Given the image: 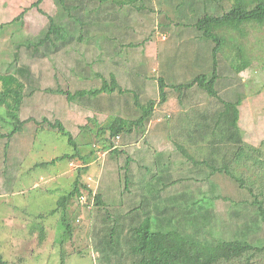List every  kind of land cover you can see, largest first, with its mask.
<instances>
[{"label": "rangeland", "instance_id": "obj_1", "mask_svg": "<svg viewBox=\"0 0 264 264\" xmlns=\"http://www.w3.org/2000/svg\"><path fill=\"white\" fill-rule=\"evenodd\" d=\"M162 1L164 4L161 6ZM190 1H194V12L191 16H187L186 9ZM36 2L37 0H0L1 76L13 73L17 78L23 79L21 74L18 77L17 69L25 67L31 53L24 50V55L15 65L17 47L20 43L37 41L42 36V32L47 29L49 20L46 14L32 7ZM244 2L248 10L256 3L255 0H244ZM178 4L182 6L180 9ZM146 5L151 8V13H146L148 10L146 8L140 15L132 12V18H122L123 24L127 23L131 26L126 35L112 34L119 22L112 15H104V12L99 14L103 19H108L97 25H91L90 30L101 31L111 37L116 36L117 44L102 40L103 44L98 48L94 44L72 43L66 48L67 53L64 52V48H61L57 54L42 58L37 66H33L27 80H22L26 87L23 94L25 107L21 111V117L22 119L32 117V121L25 126V131L18 130L14 138L19 137L18 140L22 138L23 146L27 145V148L30 146L32 149L28 152L17 174V182L13 183L15 185L13 194H5L10 191L9 186L3 175H0V191L5 192V195L0 194V256L8 264H97L98 256L102 253L107 255L105 249L108 247L110 250L107 245L109 237L107 236L105 243L99 244L98 251H94L97 242L94 245L93 241H90V235H96L97 240L103 239L105 235L110 234L114 225L120 227L130 219L123 220V214H115L114 210L108 207L116 218V220L113 218L115 222H108L104 219L105 215L98 217L94 212H90L91 210L85 207L77 195L63 206L59 205L62 199L73 190L75 181L79 177V169H82L81 183L91 185L96 191H100L99 187L102 188V185L110 186L111 191L123 190L126 187L123 166L126 165L127 157L122 156L120 167L123 168L117 173L116 161L111 163L110 153L103 149L104 138L109 134L103 137L99 129L116 115L129 119L140 116V112L133 106L134 93H137L143 101L146 100L147 94H150L149 97L156 99L160 104L159 96L156 95L155 79L163 76L161 72L166 64L164 77L169 84L184 80L194 85L195 78L199 74L212 73V49L215 44L203 40L199 36L203 33L184 28L202 17L205 14L204 10L214 16L225 15L233 7L234 0H147ZM40 9L48 15L58 13L54 0H44ZM109 10L113 11V8ZM175 13L184 14L186 17L184 24L181 27L175 26L173 30L174 23H171L169 18H173ZM21 15H24L23 19L13 22ZM97 17V14H92L93 20ZM170 23L171 30H165ZM239 29L245 32L243 38L239 36L238 29L220 31L222 36L225 34L227 38L224 49L216 56L219 74L216 89L219 92V98L212 99L202 95L198 105L200 108L178 105L171 99L158 107V119L148 124L147 132L149 131L148 136L157 137L153 147L159 148L163 145L167 148L170 139L181 138L187 151L195 153L201 160L206 159L207 152L210 150L208 145L213 141L222 148V152H229L230 156L235 154L241 144L246 143L244 159L251 153L249 160H242L235 167V175L240 177L241 183L224 173H217L212 176L210 183L202 186L203 191L214 197L213 200L207 199L203 204L192 207L188 204L181 205L180 208L172 210L171 215L166 214V217L170 218L168 222L172 223V229L180 230L192 238L214 241V238L231 239L232 235L239 234L260 249L264 246V223L262 219H258L256 212L258 206L253 207L251 203L256 198L262 204L264 213V24L249 22L244 23ZM150 33L152 35H149ZM180 35L183 40L176 41V37ZM193 35L194 39H197L193 46L203 51L199 54L202 59L197 62L192 60L182 69L180 61L175 59L176 49L181 46L187 36L193 37ZM130 42L135 46H128ZM240 50L242 55L237 56ZM101 51H104V54L101 55ZM114 54L122 58H117L116 62L112 63L108 57ZM166 58L169 59L168 62L175 60L174 65L172 64L173 69ZM238 60L241 62L244 60L239 74L233 68L236 66L233 65L234 63H239ZM153 76H156L153 78L154 81ZM113 78L122 89L130 90V93L123 96L116 91L112 95L103 94L97 98L83 97L79 94L82 91L89 92L91 89L101 88L105 80L112 85ZM1 87L0 84V90ZM66 91L69 92L67 95ZM170 93L172 94L169 92L168 96L171 95ZM225 103L234 106L239 103V120L236 126L229 125L234 118L232 112L234 108L228 109ZM207 105L215 111L216 121L222 119L224 121L218 125L220 127L215 130V134H212L210 130L205 141L199 143L197 141L199 134L195 138H188L185 134L193 132V125L196 122L195 113L198 110L203 111L205 109L203 107ZM223 116L229 117L227 123ZM58 122L77 138L81 154L87 158V163L76 158L39 166L50 163L65 154L72 155L74 152V148L69 145L68 137L62 136L53 127ZM16 123L17 121L8 118L5 107H0V134L12 133L17 129ZM224 133L226 136L227 133L232 135L229 145L224 143L227 139L223 137ZM136 137L140 136L136 133L133 137H128V141L137 144ZM126 139L127 137L114 138L111 143L115 147L124 149ZM8 141V138H0V158H4ZM250 147L259 150L253 151ZM157 148H150L149 154ZM143 155V153L134 154L132 150H128V156L132 159H140ZM146 159L145 163L152 167L156 158ZM164 162L170 163L169 170L172 173L180 172V169L176 168L179 166H173L171 161ZM16 163L18 162L12 161L10 166ZM4 167L5 164L1 163L0 169ZM109 168L111 170H108ZM166 168L162 165L161 171ZM175 177L173 176L172 179ZM8 183L11 185L10 182ZM141 185L137 178H132L127 187L136 193L141 189L143 195L147 194L148 191L144 193ZM154 186V182L150 184L151 189ZM85 193L88 195L87 191ZM219 196L220 198L216 199ZM142 199L143 197L136 198L131 195L128 201H142ZM164 201L160 207L168 203ZM106 202L108 203L107 200ZM203 206L208 209L206 215L204 214L205 217L208 216V220L210 219L214 226L207 225L203 228L198 226L201 220L200 215L202 218L203 216L200 211L196 213L194 207ZM129 207L117 210L121 213V211L129 210ZM61 221H69L72 228L71 235L64 244L60 243L64 236ZM161 221L164 222V220ZM161 221L158 222L161 223ZM250 225L253 226L254 231L247 228ZM211 227L214 229L212 235L208 231ZM126 251L125 246L121 247L112 261L128 258L129 253H123ZM120 252L122 255H119ZM254 255L249 261L250 264H264V252L256 251ZM233 264H245V260H239Z\"/></svg>", "mask_w": 264, "mask_h": 264}, {"label": "trees", "instance_id": "obj_2", "mask_svg": "<svg viewBox=\"0 0 264 264\" xmlns=\"http://www.w3.org/2000/svg\"><path fill=\"white\" fill-rule=\"evenodd\" d=\"M43 1L44 0H37L32 7L36 8L38 12L46 14L49 20L47 29L42 32L43 34L41 33L42 36L37 41L23 44L20 43L15 53V65L24 55V50L31 53L30 58L26 61L27 63L25 67L17 69V72H19L18 77H20L21 74L23 75V79L17 78L13 73L5 76L0 75V84L2 85V89L0 90V107H5L7 116L10 120L17 121L16 130L8 135L0 134L1 139H9L7 147H5L4 150V158H0V164H5V167L0 169V175H3L6 179V184H8L10 191L5 193L1 190L0 194L2 195L13 194V189L15 187L13 183L18 180L17 174L22 168L23 161L27 158L28 152L32 149L30 146H28V148L27 145L23 146V143L21 142L23 140L22 138L19 140V137L14 138L18 130L20 132L25 131V126L32 121V117L28 119H22L21 117V111L25 107L23 94L26 87L22 80H27V76L32 73L31 69L33 66H37L42 58H48L49 55L57 54L61 48H64V52L67 53L66 48L72 43L77 45L94 44L98 48L102 46V40L108 42L110 41L112 44H117L116 42L118 40L116 36L111 37L101 31L90 30L91 25H97L108 19H103L99 14L104 12V15H112L115 19H117L116 21L119 22V25L114 28V32H112V34L120 33L121 35H126L127 30L131 29V26L127 23L123 24L124 19L132 18V12L135 15H140L143 10L148 8L146 5L147 0H54L58 13L56 15H48V13L40 9ZM255 2V6L248 10L246 9L244 0H234V5L231 10L223 16H214L204 10L205 14L202 15V17L198 18L196 22L186 25L184 28H187V30L195 29L194 32L203 33L204 36L199 35L203 40L215 44L212 49L213 71L211 74L206 72L199 74L195 78L193 83L194 85L190 84V82L186 83L184 80L180 81V83L170 82L171 84H169L164 77L167 69L166 64L161 72L163 76L155 79V82L157 83L156 95L159 96L160 104H158L156 99L149 97L150 94H147L146 100L143 101L137 93H134L132 97L134 103L133 106H135L137 111L140 112V116L129 119L116 115L115 117H112V120L110 119V122H108L104 127L99 129V133H102L103 137L106 134H109V136L107 135V137L104 138L103 149L110 153L109 158L111 163L116 161L115 170L117 173L119 170L122 171V168L124 167L123 171L126 175V187L123 190L116 189L111 191L112 188L110 186L103 187L102 185V188L99 187L100 191H97L93 196L88 185L81 183L80 175L82 173V169H79V177L75 181L73 190L62 199V202L59 203L60 206H63L64 203H68V201L76 195L78 198H81V196H87V203H84V205L91 210L90 212H94L96 216L102 217V215H105L104 219L108 222H115L113 219L115 218L113 213L108 210V207H110L114 210L115 214H123V220H127V218L130 219V221L120 227L114 225L110 230V234L105 235L106 237L103 239L101 238L100 240H97L96 235H90V241L92 240L94 245L97 242L94 247V251H98L100 247L99 244H102L101 242L105 243V241H107V236L109 237L108 244H106L110 247V250L106 247L105 250L107 255H104L101 251L102 255L98 256L97 264H233V262L239 260H245V264H250L249 261L255 256L254 254L256 251L264 252V246L258 249L249 243L246 237L243 238L242 235L240 236L239 234L232 235L231 239H224L221 237L214 238V241L192 238L180 230L172 229V223H170V221L168 222L170 218L166 217V214H172V210L177 209V207L180 208L181 205L188 204L192 207L198 206L201 203L203 204L207 201V199L213 200L214 197L209 195L208 192L203 191L202 186L208 184V182L210 183L212 176L217 173H224L238 183H241L242 180L240 177L235 175V167L236 165H239L242 160H249L251 153H249L247 158L244 159L247 149L246 143L241 144L235 154L230 156L229 152H222V148H219L216 142L213 141L208 145L210 150L207 152L206 159L201 160L196 157L195 153H189L181 142L177 143L173 141L174 146H167V148L163 145H160L159 148L156 146L153 147V143L157 137L148 136L149 131L147 132L148 124L151 121L158 119V107H160L161 104L163 105L168 103L171 99L175 100L178 105L193 108L199 105L202 95L212 99L219 98V92L216 89V85L219 82V74L217 70L218 61L216 56L219 51L224 49V42L227 38L225 34L222 36V32L220 31L222 29H227V31L238 29L239 36L243 38L245 36V32L241 31L239 28L244 23L256 22L264 24V0H255ZM163 4L164 1H162L161 6ZM179 6L180 4H178V8L180 9L182 6ZM108 7L111 9L113 8V11L109 10L110 8ZM193 7L194 1H190L188 8L186 9L187 16H191L193 14ZM150 11H152L151 8H148L146 13H149ZM94 13L98 15L96 20L92 19V14ZM175 14L176 15L173 16V18H169L171 23H174L172 24L173 30L175 29V26L181 27L184 24L186 17L184 14ZM22 16L24 15L17 17L13 22L23 19ZM187 20L188 17L186 21ZM171 23L165 28V30H171ZM163 29L164 26L162 25V31ZM154 31L155 30L153 29V33ZM151 33L149 35H152ZM147 37L148 39H151L150 36ZM177 40H183L181 35L176 37V41ZM196 40L197 39H194V35L193 37L187 36L185 41L181 43V46L176 49L175 59L180 61L179 63L181 64L182 69L186 67L188 62L192 60L197 62L202 59V57H199V54L203 53V51H200L196 46H193ZM128 46L133 47L135 44L130 42L128 43ZM102 54H104V51H101V55ZM241 55L242 51L240 50L237 52V56ZM117 58L122 57L114 54L113 56L108 57V60H112L113 63L116 62ZM168 61L169 59H167V63H169L173 69L175 60L173 59V62L171 60L170 62ZM238 62V64H233L236 65L235 67H233V65L231 66L235 69V72L239 74L243 68L241 63H243L244 60L243 62L238 60ZM170 72L172 73L171 69ZM154 77L156 76H153L152 80ZM112 81V85L105 80L102 83L101 88L91 89L89 92L82 91L79 94L83 97L97 98L103 94L112 95L116 91H119V94L123 96L130 93V90L126 91L122 89L116 79L113 78ZM155 92L156 91H154V93ZM169 92H172V94L170 93V96H168ZM68 93L69 92L66 91L65 94L67 95ZM238 105L239 103L236 106L230 103L226 104L228 109L234 108L232 111L234 118L229 123L230 126H236L239 120ZM208 106L209 105L203 107L205 108L203 111L198 110L195 113L196 116L194 117V120L196 122L193 125V132L185 134L188 138H195V136L199 134L200 136L197 140L199 143L205 141V138L209 134L210 130L212 134H215V130L220 127L218 125L224 121L223 119L221 121H216L215 111L211 110ZM223 118H225V122L227 123L229 117L223 116ZM53 127L57 129L62 136L68 137L69 145L74 148V152L72 155L65 154L52 160L50 163L41 164L39 166L55 164L59 160H74L76 158H80L87 163V158L81 154L82 151L77 143V138L60 122L53 125ZM136 133L140 136L136 137L137 144L129 142L128 137H133ZM125 137H127V139L125 140L126 148L124 149L115 147L111 143V140L114 138L122 139ZM223 137L227 138L224 143L229 145L228 143L232 140V135L227 133L226 136L224 133ZM33 139H35V137H33ZM138 144L142 148L140 146H136ZM149 147L151 149H157L152 154H149ZM252 147H250V149L253 151L259 150ZM133 148L143 149L142 153L144 155L141 156L140 159H132L128 156V150H133ZM124 155L127 157L126 165L120 167L122 163V156ZM152 157L156 159L153 162L154 165L150 167L151 165H148L145 162L147 160L146 158L150 160ZM165 160L168 162L171 161L173 166H179L176 168H179L180 172L172 173L169 170L170 163L166 164V162H164ZM12 161H17L18 163L10 166ZM162 165H164V168L167 167L163 171H161ZM108 170L111 169L109 168ZM173 176L176 177L172 179ZM132 178H137L140 184L142 183L141 186L144 193H147L146 190L148 193L143 195L141 189L137 193L128 189L127 185L131 182ZM8 182H10L11 185H9ZM153 182L155 183V186L151 189L150 184ZM86 191L88 192V195H86ZM131 195H134L136 198L143 197V199L142 201H128ZM92 198H94L93 203ZM219 198L220 196L216 197V199ZM164 200L168 201V203H165L163 207H160V204ZM225 200H227V198H225ZM251 205L253 207L258 206V210H256L258 219H262V222L264 223L262 204L255 198ZM122 207H129V210L121 211V213H119L117 209ZM194 208L196 213L200 211L203 216L202 218L200 215L201 220H199L200 223L197 222L198 226L202 228L207 225L214 226L213 223H211V220H208V216L205 217L206 212H208L207 208L204 206ZM187 209L189 210V208ZM189 214H191V212H189ZM193 218L195 219L196 215ZM153 219H157V221H153ZM205 219H207V221H205ZM161 220H164V222ZM158 221H161V223ZM61 225L64 227V236L62 237L60 243L64 244V242L67 241V238L71 235L72 228L69 221H61ZM247 228H250V231H254L252 225L247 226ZM213 230L214 229L212 227L208 230L211 232L210 235H212ZM124 246L127 248V251L123 253H129L128 258L125 257V259L112 261V258L116 256L117 251ZM103 252L105 253L104 250ZM120 254L122 255V252H120L119 255ZM0 264H8L3 260L2 256H0Z\"/></svg>", "mask_w": 264, "mask_h": 264}, {"label": "crops", "instance_id": "obj_3", "mask_svg": "<svg viewBox=\"0 0 264 264\" xmlns=\"http://www.w3.org/2000/svg\"><path fill=\"white\" fill-rule=\"evenodd\" d=\"M105 95H109V94H105ZM173 141L174 142H181L182 143V139L180 138V139H170V144H169V147H172V146H174L173 145ZM134 145V144H133ZM136 146H139V144L138 145H136ZM126 148V147H125ZM132 152L134 153V154H136V153H142V149H140V148H133V150H132ZM120 179V178H119Z\"/></svg>", "mask_w": 264, "mask_h": 264}, {"label": "built area", "instance_id": "obj_4", "mask_svg": "<svg viewBox=\"0 0 264 264\" xmlns=\"http://www.w3.org/2000/svg\"><path fill=\"white\" fill-rule=\"evenodd\" d=\"M88 187H89L90 191H92V195L94 196V195L96 194L97 191H96L95 189H93V188L91 187V185H89ZM80 200H81L82 203H87V198H86V196H81ZM93 202H94V198H92V203H93Z\"/></svg>", "mask_w": 264, "mask_h": 264}]
</instances>
